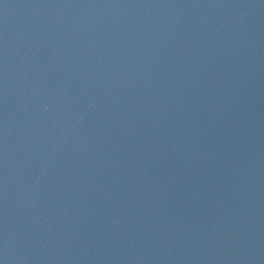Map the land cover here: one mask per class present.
I'll return each instance as SVG.
<instances>
[{
	"label": "water",
	"instance_id": "95a60500",
	"mask_svg": "<svg viewBox=\"0 0 264 264\" xmlns=\"http://www.w3.org/2000/svg\"><path fill=\"white\" fill-rule=\"evenodd\" d=\"M88 264H264V0H119Z\"/></svg>",
	"mask_w": 264,
	"mask_h": 264
}]
</instances>
